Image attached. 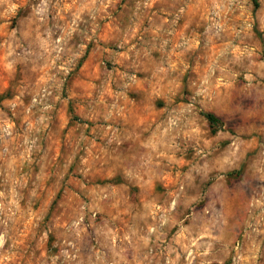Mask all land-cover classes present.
Instances as JSON below:
<instances>
[{
	"label": "clouds",
	"instance_id": "1",
	"mask_svg": "<svg viewBox=\"0 0 264 264\" xmlns=\"http://www.w3.org/2000/svg\"><path fill=\"white\" fill-rule=\"evenodd\" d=\"M0 264H264V0H0Z\"/></svg>",
	"mask_w": 264,
	"mask_h": 264
}]
</instances>
